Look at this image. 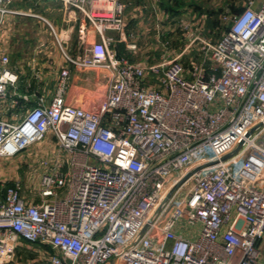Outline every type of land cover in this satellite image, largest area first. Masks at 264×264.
<instances>
[{"label": "built area", "instance_id": "obj_1", "mask_svg": "<svg viewBox=\"0 0 264 264\" xmlns=\"http://www.w3.org/2000/svg\"><path fill=\"white\" fill-rule=\"evenodd\" d=\"M67 1L100 33L69 58L98 74L97 98L68 103L64 68L50 101L25 98L15 121L0 115V156L49 134L58 148L39 161L40 202L0 179V264L19 239L41 246L45 260L32 264H262L264 0L225 16L228 30L205 42L210 66L189 72L177 57L150 67L118 57L105 32L123 33L120 0ZM17 79L0 55V107H20Z\"/></svg>", "mask_w": 264, "mask_h": 264}, {"label": "rangeland", "instance_id": "obj_2", "mask_svg": "<svg viewBox=\"0 0 264 264\" xmlns=\"http://www.w3.org/2000/svg\"><path fill=\"white\" fill-rule=\"evenodd\" d=\"M191 1L190 16L183 15L185 10L179 4L167 2L165 7L160 1L153 0L147 1L142 11H137L122 2L124 10L121 16V30L126 31L128 36L121 42L117 30H107L105 33L113 39L112 49L119 50L127 60L146 67L175 57L182 61L188 72L196 65L210 66L211 59L206 52L205 42L219 40L229 27L225 16L242 11L250 0ZM191 1L186 0V3ZM126 13L134 14L130 22H126ZM76 75L78 79L74 86L68 87L66 100L70 104L89 106L97 98L96 86L90 90L84 81L82 82L85 72L82 75V71H78ZM155 82L156 79L149 74L147 83L153 85ZM23 105L25 106L21 103L20 107L6 109L9 112L8 120L15 121L24 117L27 108L22 107ZM45 138L16 156H0V179L10 181L18 178L23 182L26 192H36L39 170L34 166L40 159L51 157L52 154L47 150V146H41ZM57 153L58 148L55 146L53 155L56 156ZM260 243L261 262L264 264V238ZM40 247L38 244L19 239L13 260L3 264H32L34 261H44Z\"/></svg>", "mask_w": 264, "mask_h": 264}, {"label": "crops", "instance_id": "obj_3", "mask_svg": "<svg viewBox=\"0 0 264 264\" xmlns=\"http://www.w3.org/2000/svg\"><path fill=\"white\" fill-rule=\"evenodd\" d=\"M147 1L153 0H122L126 6L137 11H142ZM157 1L162 6L167 2L179 4L185 10L183 15H192L191 0L189 4L186 0ZM8 8L9 12L0 14V55L9 56L10 67L18 77L15 85L9 89L11 98L20 104L25 98L35 102L39 96L50 101L64 68L71 71L69 87L77 81L78 71H82V75L86 73L82 82L88 89L94 87L98 74L76 68L69 59L82 57L85 47L100 40V33L94 23L77 6L67 0H9ZM133 15L126 13V22H130ZM118 36L124 42L128 33L124 31ZM115 52L119 58L123 57L119 50ZM9 107L10 100L1 105L0 115L5 119H8L9 112L6 109ZM41 146H47V150L52 152L51 157L47 158L54 157L53 151L57 145L51 134ZM39 161L34 167L38 168ZM25 194L33 203L41 201L38 191H25Z\"/></svg>", "mask_w": 264, "mask_h": 264}]
</instances>
